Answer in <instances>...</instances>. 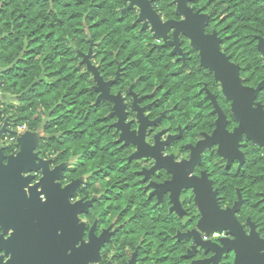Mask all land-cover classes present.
Returning a JSON list of instances; mask_svg holds the SVG:
<instances>
[{
	"label": "clouds",
	"instance_id": "9594fccd",
	"mask_svg": "<svg viewBox=\"0 0 264 264\" xmlns=\"http://www.w3.org/2000/svg\"><path fill=\"white\" fill-rule=\"evenodd\" d=\"M3 0H0L2 3ZM126 5H131L129 12L130 20L127 24L120 25L119 28L122 31L128 32L127 40L131 43L136 40L137 43L133 45V50L139 52L143 58L149 47L148 44H141L140 41L147 36L149 41L155 46L161 48H168L172 46L175 53H178L180 58L185 61L184 65H180L177 62L175 55H169L168 52L164 53L165 59L161 61L158 66L159 69L167 67L168 72L177 71L182 73L180 77V84L186 89L185 95L189 102L203 104L201 111L196 114L195 118L189 117L192 124L184 134L194 137L192 143L184 145H177L175 147H169L172 141L177 138L171 135L160 134L156 135L153 128L148 127L150 117L152 113H145L141 108L139 109L140 116L137 119V111L134 109L133 101L128 95H124L123 99L120 97H110L109 99L115 101V108L113 109L114 115H118V121L113 122V126L102 125L98 122L97 117L93 116L89 120L90 126L95 131L94 141L85 140L80 144H71L66 142V138L62 135V129L51 126L56 123V118L52 115L55 110V104L50 103L46 107L43 105L38 106L29 117L24 118L20 115L26 105L20 99V93L14 88H10L7 84L0 83V167H7L10 164L11 159L17 158L24 151V139L26 137L33 138V144L31 146L32 163L36 165L34 168L28 170H21L20 176L27 179L32 177L27 184L24 185L23 191L25 196L31 198V189L35 187L36 192L39 194V200L41 203H46L48 200L47 193L43 190L44 185L41 181L45 178L47 173H57L53 177V183L59 185L60 190L71 187L72 192L67 197V202L70 205H82L81 209L75 213L76 223L81 228L80 238L76 241L75 247L77 249L84 245L91 244L93 239L98 241L96 246L95 257L88 259L87 264H108L109 261L112 264H130L132 259V251L137 245H143L145 241H149L151 247V240L156 235L155 223L153 222L152 213L158 212L157 219L167 221L172 225L173 235L169 236V240H175L176 233H179L181 238H191L192 246L188 249L189 254H194L197 251L203 253L206 250H214L215 255L210 258L204 257L197 259L195 264H219L221 253H226L229 250L235 252V264H237L238 252L236 248L226 247L224 241L236 242L238 234L232 230V224H212L205 222V209L200 203V197L198 192L197 183H189V181H203L212 195V199L215 202V206L219 212L230 213L231 220L234 224L238 225L245 237H251L253 231L256 233L259 241H264V224L253 223L252 220H248L247 223L243 222L240 217L236 215L237 208L228 206L224 201L227 199V195L218 197L217 192L220 191V187L214 188L213 181L208 179V174L205 173L203 177H199L194 172V166L203 160H212L213 167L223 172L225 165L231 166L233 161H239V166L248 167L257 165L259 172L264 173V142L251 136L243 125L242 121L237 117L235 112V97H230L225 91L224 81L219 77L216 68L206 64L204 62V51L195 42L192 36L185 33L182 30H178L177 24L169 17L172 15L180 16V23L185 22L188 19V14L194 15L195 8L192 0H165L163 4L160 0H124ZM150 9L151 14H145V7ZM181 6L187 9V12L180 10ZM46 15H61L56 9L54 0H49L48 11ZM121 14V9L118 6H111L109 13L110 19L115 20ZM65 19L67 18V14ZM87 20L82 24L86 26ZM136 24H141L142 27L137 32H131V28ZM174 28V33L170 29ZM202 35L209 37L204 25H202ZM91 29L88 32H82V39L84 41V48L80 49L81 37H75L68 40L65 47L71 52L75 53L78 49L82 52L88 51L87 40ZM187 36V49H182L181 45L184 43L183 36ZM96 39V36H92ZM105 39L101 38L96 45H94V51L91 56H85V60H90V64L85 67L79 65L77 71L80 73L77 79L87 78L90 83H97L101 81L100 75L97 73L96 68H92V65H96L100 72L107 67L102 60L95 59L100 51H104L103 45ZM189 50L192 52H198V56L195 57V63L192 66H188L186 61L189 56ZM252 53L256 50L252 49ZM217 53L227 64L228 57L224 56V49L217 45ZM105 55H112L115 58L117 53L115 50L106 52ZM251 53L245 51L241 56V59L237 61L239 65H247L250 62ZM256 61L259 65L264 66V55L256 53ZM7 65H5L6 67ZM236 67L237 65H230ZM42 68L44 66H41ZM151 75L162 76L163 72L157 70V66L153 65L148 70ZM197 71H206L210 73L214 78L210 82L216 86V91L221 98L230 103V113L236 121L239 122L238 126L234 130L226 127L229 121L225 117L224 111L220 109L217 104V96L211 92L208 93V97L204 98L199 95V91H191L203 87L207 91L208 85H197L192 82ZM92 73H97L95 79H93ZM44 74L43 72L41 73ZM76 74L75 72L73 73ZM106 75L111 76L112 73L108 72ZM235 79L239 82L240 87L250 90L255 93L251 97V108L254 111L264 112V102H257L258 89L253 82L252 87L245 86L244 81L237 71ZM39 79V77H36ZM135 80V77H132ZM45 84H51L52 81L45 79ZM162 80H157V84L162 83ZM128 81H125V85L120 89L121 92L127 91ZM31 87V85L29 86ZM29 87L24 89V92L29 91ZM155 87V86H153ZM98 89L107 96V85L102 81L98 85ZM205 99H210V104H204ZM215 106V111L219 113V119L214 123V130L201 135L199 131H194L193 128L200 121L206 118L208 115L207 110ZM93 107V103L84 105V112L87 113ZM111 108V105H109ZM223 116V130L229 136L234 137V142L231 149L228 151L223 150V144L221 140L215 139L217 131L220 128V118ZM75 117V113L72 114ZM126 115L132 121L131 124L125 119ZM66 125L65 127H68ZM172 128H175V123L172 124ZM8 130V135L4 136V130ZM78 130V128H77ZM105 133L111 135L105 137ZM242 136H246L248 140L254 141L247 153L241 152V139ZM115 137V139H112ZM123 140L125 142L126 150L124 155L116 156L117 152L121 149L113 148L115 143ZM5 148L11 149V155L5 156ZM158 148V151H156ZM185 148L190 151H185ZM69 149H72L69 152ZM149 149L153 151H149ZM98 151L107 152L109 155L114 156L112 160H103L94 162L92 167H88V161L85 157L86 153H95ZM135 156L134 161L129 157ZM161 161H170V163H162ZM58 162V163H57ZM105 164L112 165L117 172L122 173L118 175L115 180V186L112 184L104 187H96L97 180L95 169H103ZM171 165H184V173L186 177L185 183L176 184L174 179L176 176V170ZM150 169V171H149ZM140 170H143L141 172ZM153 175L163 177L160 183H149L145 187H139L143 184L144 179L152 177ZM124 184L130 189L128 194H125L120 187ZM91 189L86 192L83 199L74 197L77 196V191L85 192L87 189ZM148 188H154L152 193H148ZM190 190V191H189ZM187 193V195H183ZM151 196L158 197V203L153 207V203L150 199ZM89 197H92L89 200ZM118 197L120 199L119 207L123 210L125 207H131L132 204H136L132 217L124 221L123 225L116 233V238L109 240V233L104 232L103 235H96V226L93 225L95 220L97 224L104 221V216L107 214V210L101 211L100 205L107 199L113 200V207L116 206L115 200ZM93 201H98L99 204L93 205ZM90 205L93 207L90 208ZM184 205H188L186 209ZM170 209V210H169ZM146 218V219H145ZM108 223L117 224L118 219L116 217H109ZM189 225H192L189 228ZM91 227L90 232L86 235V228ZM15 229L8 227L5 232L4 226H0V237L7 241L14 234ZM57 236L63 234L62 228L56 229ZM103 249V251H101ZM156 251L155 248L152 249ZM73 249L68 248L66 254L70 255ZM258 256H264V247L258 248ZM0 264H9L13 259V252L7 248L0 247ZM173 264L180 259L179 256L173 257Z\"/></svg>",
	"mask_w": 264,
	"mask_h": 264
},
{
	"label": "trees",
	"instance_id": "16d2710c",
	"mask_svg": "<svg viewBox=\"0 0 264 264\" xmlns=\"http://www.w3.org/2000/svg\"><path fill=\"white\" fill-rule=\"evenodd\" d=\"M164 2L165 0H160L161 4ZM192 2L194 8L199 7L210 16L209 28H215L222 36V48L226 54L231 55L232 61L237 63L245 51L251 53L250 62L247 65H239V74L245 85L253 86L255 82L256 86L264 78V66L256 61V53L260 54L256 47V36H264V0H192ZM48 3L49 0H3L0 3V83L7 84L20 93V99L26 105L20 113L22 117H29L40 105L46 107L54 103L55 110L52 115L56 118V123L51 127L62 129L66 142L78 145L85 140L94 141L95 129L90 126L89 120L99 113L98 122L109 125L108 118L105 117L109 106L103 100L94 103L96 93L92 90L93 83L87 78L77 79L80 75L77 67L79 65L86 67L82 61L83 56L88 54L89 50L91 56L93 46L101 38L105 39L104 51H100L94 58L104 61L107 65L103 72L98 69L104 79L115 76V71L120 66L119 87L124 86L125 81H128V85L134 82L135 86L142 85L139 82L143 81L146 87L156 85L157 80L171 82L169 87L177 85V79L172 81L166 68L162 70L158 68L161 62L151 58L155 55L149 47L142 58L139 52L133 50V45L137 41L129 43L127 40L129 33L119 28L120 25L127 24L131 18L129 15L131 9L122 11L126 6L124 0H54L55 7L61 15H46ZM113 5L121 9L120 16L116 17L114 22L106 15ZM226 10L225 16H219ZM64 14H67L66 19ZM175 17L177 15L169 18ZM85 20L86 26L82 27ZM89 28L91 32L87 40L88 51L82 52L80 50L84 48L82 32H88ZM137 30L138 24L130 31ZM93 35L96 39L92 38ZM75 37H81V42L80 49L73 53L65 44ZM147 41L149 38L145 36L140 43L145 44ZM252 49L256 52L252 53ZM113 50L118 57L115 58V62L112 55H105L106 52ZM153 65L167 75H151L148 70ZM108 72L112 75H106ZM132 77L136 79L133 80ZM45 79L52 83L45 84ZM201 80L205 81L208 87L211 86V76L198 73L192 77V82L197 85H200ZM26 87H29L27 93L24 92ZM181 87L184 88L185 96L186 89L184 86ZM90 101L93 107L85 113L84 105ZM257 101L264 102V88L259 92ZM225 103L227 104L226 101ZM66 125L69 126L65 127ZM110 135L105 133V137ZM71 150L69 149V152ZM98 152L101 159L107 160L106 152ZM5 153H11V149L5 148ZM94 154H85L87 166L91 165ZM228 176L230 175L225 173L221 175L222 182L225 185L236 184L226 178ZM236 182L242 192L247 194V198L251 196L252 199H259V192L264 191V173L259 172L257 165L243 167Z\"/></svg>",
	"mask_w": 264,
	"mask_h": 264
},
{
	"label": "flooded vegetation",
	"instance_id": "af4514ba",
	"mask_svg": "<svg viewBox=\"0 0 264 264\" xmlns=\"http://www.w3.org/2000/svg\"><path fill=\"white\" fill-rule=\"evenodd\" d=\"M195 11H199V13H205L200 10L199 7L195 8ZM208 15V14H207ZM209 16V15H208ZM210 19V16H209ZM171 20H180V16L177 15L175 18H171ZM142 27L141 24H138V30ZM205 32L206 34H210L212 32H215L217 36L221 38V42L219 43V47L222 48L223 45V38L218 34V31L215 28H209V20L208 23L205 25ZM137 30V31H138ZM187 37L183 36V41L181 48L187 49ZM149 45V50L154 53V57H151L154 60H159V62L163 61L165 59L164 53L168 52L169 55H175L177 57V62L180 65H184L185 61L180 58L178 53L173 52L174 48L172 46H169L168 48H161L158 46H155L151 43V41H147ZM225 53V51H224ZM226 54V53H225ZM230 56L231 55L226 54ZM198 56V52H192L189 50V56L186 61V64L188 66H192L193 63H195V57ZM232 61V60H231ZM235 63L234 61H232ZM161 64V63H160ZM159 64V65H160ZM237 64V63H236ZM239 65V64H238ZM97 68L96 65H94ZM240 67V66H239ZM167 70V67H165ZM121 67L118 66L117 70L115 71V76L112 78L104 79V81H109V85L107 87V92L109 96L119 94L120 98L123 99L124 95L130 96V98L133 101L134 109L137 111V119L140 116L139 109H143L145 113H152L153 115L150 117L148 127L153 128L156 135L165 134V135H171L176 137L177 139L172 141L169 147H175L177 145H184L187 143H192L194 141V137L191 135L184 134L182 130L185 132L188 130L190 125L192 124V121L189 120V117L195 118L196 114H198L201 109L203 108V104L200 103H193L189 102L187 99V96H183L184 88L181 87L180 84V77L182 73H179L177 71L169 72L168 77L173 81L174 79H177V85H171L170 83H167V81H164L162 83L154 85L155 87H146L144 85L143 81H140L139 83L142 85L135 86L134 82L127 85V91L121 92L120 89L124 86H118L119 84V74H120ZM99 73V71H98ZM163 76H166L167 73L163 72ZM166 73V74H165ZM200 73L201 75H207L211 76L213 80V76L210 73H206V71H197L195 74ZM240 73V69H239ZM100 74V73H99ZM94 79V78H93ZM200 85H207V83L203 80H201ZM249 86V85H248ZM97 83H93L92 90L95 91V102L98 103L100 100L106 101L108 106L111 105V108L109 107V111L107 112L106 116L109 121V126H113V122L117 121V116L113 113V107L114 102H112L108 98H98V95L100 94L99 91L96 89ZM199 91V95L201 97L207 98L208 93L211 92L213 95L217 96V104H219L220 109L224 111L226 119L229 121V123L226 125L227 128L233 130L237 126V121L234 119V117L231 115L229 109H230V103L227 102L228 107H226L225 100L219 96V94L216 91V86L212 85L207 88V91L204 90L203 87H199L198 89H193L191 91ZM210 99H205L204 104H210ZM2 111V110H0ZM208 115L205 119L200 120L195 127L193 128L194 131H199L201 135H204L206 133H209L214 130V123L217 120V113H215V107L213 106L211 109L207 110ZM125 119L129 124L132 123V121L129 119V117L126 115ZM175 123V128H172V124ZM7 130V129H5ZM8 135V130L5 131L4 136ZM3 137H0V140H2ZM112 139H115L113 137ZM252 142L246 140L244 136L241 139V148L240 151L247 153L249 151V148L251 146ZM113 148H119L121 149L120 152H117L116 156H122L124 155V152L126 150L125 142L119 141L118 143H115L113 145ZM149 151H151L149 149ZM158 151V148L157 150ZM185 151H190L189 149L185 148ZM7 154V153H5ZM12 154V153H8ZM107 156V160H112L115 157L109 155L107 152L105 153ZM93 161L91 165L88 167H92L94 162H99L101 160L100 152H95ZM130 160L134 161L135 159ZM243 169V166H239V161H233L231 166L225 165V168L223 172L217 171L212 164V160H203L199 165L194 166V172L198 176L201 173H207L208 178L212 180L213 187L217 188L220 187V191L217 192V196L221 197L224 195H227V199L224 201L228 206L232 207L234 203L238 200V196L241 197V205L239 210L236 212V215L242 219L243 222L247 223L248 219L252 220L253 223L258 224H264V191L259 192L260 197L259 199H252L251 196L247 198V194L242 192L241 187L236 182L237 179L241 175V171ZM143 172V170H140ZM150 171V169H149ZM228 174L230 176L226 177L230 181L233 180L236 184L232 185H225L222 182L221 175ZM96 174V180L97 185L96 187H104L106 185L112 184L115 186V180L118 175H122V173L117 172L116 169L112 165L105 164L104 168H96L95 169ZM223 178V179H226ZM163 177L153 175L152 177H148L144 179L143 184L138 185L139 187H145L149 183L155 184L162 182ZM120 187L123 189L125 194H128L130 192V189L126 187L124 184H121ZM91 189H87L85 192L77 191V196L74 197L83 199L86 195L87 191H90ZM154 191V188H148L147 192L150 194ZM190 191V190H189ZM187 195V193L183 194ZM92 197H89V200H91ZM120 199L122 197H118L115 200L116 206L113 207V200L107 199L104 201L102 205H100L101 211L107 210V214L104 216V221L99 224L96 223V221H93V225L96 226V235L101 236L104 234L105 231L109 233L108 239L113 240L116 238V233L119 231V228L123 225L124 221L128 220L130 217H132L134 213V209L136 208V204H132L131 207H125L123 210L119 207ZM153 207L159 202L158 197L151 196L150 197ZM66 205L62 207V217L63 222L58 228L63 229V234L61 235L62 243L60 247V253L58 258V264H87L88 259L95 257L96 254V246L98 244V241L93 239V242L88 245H84L83 247L77 249L75 247L76 241L80 238L81 235V228L76 223L75 213L81 209L82 205L77 204L74 205L72 208V205H70L67 201L65 202ZM99 204L98 201H93V205ZM93 205H90V208L93 207ZM184 207L187 209L188 205H184ZM74 209V210H73ZM170 210V209H169ZM244 216V217H243ZM109 217H116L118 219L117 224L108 223L106 221L109 220ZM158 212L152 213L153 222L155 223V230L156 235L151 240V247L149 246V241H145L143 245H137L136 248L132 251V259L130 261V264H173V257L179 256L180 259L176 261V264H195V261L200 258L208 257L215 255L214 250H206L205 252L201 253L197 251L194 254H189L188 249L192 246L191 238H181L179 233H176V239L175 240H169L168 237L173 235L172 233V225L169 224L167 221L157 219ZM146 219V218H145ZM22 226H27L26 223H23ZM92 226H89L86 228V235L90 232ZM192 225H189V228H191ZM36 231L38 232L39 229L36 227ZM15 232V231H14ZM225 245L230 246L232 244L231 241H224ZM241 244V239L237 240L235 245L236 247H239ZM68 248H72L73 251L70 255L66 254V250ZM155 248L156 251H153L152 249ZM10 251L13 252V257H17L18 249L16 245L12 244ZM103 251V249H101ZM0 261H2V258H0ZM235 262V252L233 250H229L226 253H221L219 264H234ZM9 264H17L14 262H9ZM108 264H112L111 261L108 262Z\"/></svg>",
	"mask_w": 264,
	"mask_h": 264
},
{
	"label": "water",
	"instance_id": "95a60500",
	"mask_svg": "<svg viewBox=\"0 0 264 264\" xmlns=\"http://www.w3.org/2000/svg\"><path fill=\"white\" fill-rule=\"evenodd\" d=\"M131 7V5H127L124 9H122V11L131 9ZM180 10L182 12L188 11L187 9L183 8V6H181ZM145 14H151L150 9H148L147 6L145 7ZM208 20L209 16L207 14L195 11L194 15H191L190 13L188 14V19L185 22L180 23V20H173L174 22L170 23H179L177 24L178 30H182L192 36L194 42L203 49L204 62L216 68L219 77L224 81L226 93L230 97H235V112L237 117L242 121L243 127L249 131L251 136L264 142V112L252 110L251 97L255 93L240 87L239 82L235 79L234 75H236L237 71H239V65L233 63L230 60V56L226 55L225 53H223V55L228 57L227 64L218 55L217 45L219 46L221 38L217 36L215 32L207 34L209 37L202 35V25L205 27V25L208 23ZM170 31L174 33V28L170 29ZM256 38L257 50L261 55H264V36H257ZM173 52H175V50H173ZM85 56H90V50L88 54L83 56L82 59L87 67L91 61L85 60ZM234 64L237 66H230ZM92 68L96 67L92 65ZM97 73H92L94 79ZM101 81L108 87L110 83L109 81H104L102 77ZM101 81H97L96 89L100 93L98 98L109 99L113 96L120 97L119 94L109 96L108 92L107 96H105L98 89V85L101 83ZM245 86L252 87L248 85ZM255 87L259 90V94L261 89L264 88V78ZM112 102H114V109L115 101ZM215 113H217V119H219V113L216 111ZM116 116L118 121V115ZM220 121V128L217 131L215 139L221 140L223 144V150L228 151L231 149V146L234 142V137L229 136L226 132H224L222 114ZM238 124L239 122L237 121V126ZM244 138L248 140L246 136H244ZM250 142L255 143L254 141ZM23 143L24 151L20 154V156L11 159L10 164L7 167H0V226H4L5 232L7 231L8 227H13L15 229L13 236L7 241L3 240V237H0V247L7 248L10 251L11 245H16L18 249V256L13 257L12 261L10 262L17 264H58L63 237L61 235L57 236L56 229L63 222L61 209L66 205L65 202L67 201L68 195L71 194L72 188L69 187L62 191L60 190L59 185L53 183V177L58 174V169L57 173L46 172L45 178L41 181V183L44 185L43 190L48 195V200L46 203L40 202L39 194L36 192L35 187L31 189V198L26 197L23 187L28 183L29 180L32 179V177H28L27 179L22 178L20 176V171L34 168L36 165L32 163L33 158L31 157L33 138L26 137ZM261 147H264V145H261ZM9 155L11 154H5V156ZM130 158L136 159L134 155ZM161 162L170 163V161ZM199 164L200 163L197 165ZM171 167L176 170L174 183L182 184L188 182L186 181L184 173V165H171ZM203 175L204 173H201L198 176L203 177ZM189 183L198 184L200 203L205 209V222L212 224L233 225L232 230L238 234L237 240L241 239V244L239 247H236V242H232L230 246L226 245V247L237 249V264H264V256H258V248L264 247V241H259L254 231L250 238L245 237L239 226L234 224V222L231 220L230 213L219 212L215 206L214 200L212 199L211 193L209 192L207 186L203 184V181H196L193 179V181H189ZM241 202L242 200L239 195L238 200L232 206L233 208H237V205H239L236 212L239 210ZM73 207L74 205H72V208ZM23 223H26L27 226H22ZM36 227L39 229L38 232L36 231Z\"/></svg>",
	"mask_w": 264,
	"mask_h": 264
},
{
	"label": "rangeland",
	"instance_id": "374dc122",
	"mask_svg": "<svg viewBox=\"0 0 264 264\" xmlns=\"http://www.w3.org/2000/svg\"><path fill=\"white\" fill-rule=\"evenodd\" d=\"M126 6H127V5H126ZM126 6H125V7H126ZM226 6H229V4H226ZM125 7H124V8H125ZM124 8H123V9H124ZM226 12H227V10H226L224 13H222L223 15L221 14V15H219V16H221V17H222V16H225ZM221 17H219V18H221ZM256 37H257V36H256ZM256 40H257V38H256ZM256 45H257V43H256ZM6 131H7V130H6ZM4 133H5V131H4Z\"/></svg>",
	"mask_w": 264,
	"mask_h": 264
}]
</instances>
